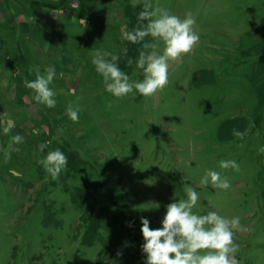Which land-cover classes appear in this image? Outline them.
<instances>
[{
	"label": "rangeland",
	"instance_id": "rangeland-1",
	"mask_svg": "<svg viewBox=\"0 0 264 264\" xmlns=\"http://www.w3.org/2000/svg\"><path fill=\"white\" fill-rule=\"evenodd\" d=\"M151 2L182 17L191 11L200 42L170 62L169 84L155 97L134 90L118 99L105 91L92 59L97 50L119 54L121 70L143 79L135 63L127 65L141 45L121 31L137 26L141 7L132 0H0V264H144L141 219L161 227L166 206L185 199L186 186L199 193L200 214L239 216L249 231L236 234L237 258L264 264V0ZM49 66L54 108L24 86ZM69 104H79L78 122L66 115ZM17 134L24 143L9 148ZM56 149L68 165L52 179L37 160ZM221 160H235L240 171L221 170ZM209 169L231 188L201 186ZM84 188L95 199L89 208L107 207L106 225L114 228L100 232L101 242L124 240L109 251L101 253L98 242L81 246L90 214L74 207L72 193L80 197Z\"/></svg>",
	"mask_w": 264,
	"mask_h": 264
},
{
	"label": "clouds",
	"instance_id": "clouds-1",
	"mask_svg": "<svg viewBox=\"0 0 264 264\" xmlns=\"http://www.w3.org/2000/svg\"><path fill=\"white\" fill-rule=\"evenodd\" d=\"M132 7H141L137 16V26L131 31L122 29V39L140 44L138 58L127 59V65L133 63L137 69L142 70V80H132L129 75L121 70L119 54L97 50L92 59L95 71L102 77L105 91L115 98H123L135 90L144 98H153L162 92L169 84L170 62L179 61L187 55L200 42V35L196 30V18L191 11L184 16L170 12L168 9L156 6L151 0H132ZM146 22V23H145ZM81 23L85 24L84 20ZM151 38L147 41L146 38ZM163 44L162 53H158L159 44ZM126 55V50H125ZM56 79L55 68L49 66L44 74L37 69L34 80L24 81V86L35 93L34 100L49 108L56 106L55 92L50 87ZM79 104H69L66 115L73 122H78ZM6 115V114H5ZM13 124L8 121V126L3 129L5 134L11 131ZM245 132L233 129L232 135L243 139ZM24 143V137L17 134L10 138V145ZM47 143L38 145V151L44 152ZM243 147V145H240ZM19 151L18 148L12 149ZM264 152V147L259 149ZM7 156L8 153L6 152ZM44 171L57 179L68 165V157L59 149L49 151L43 158L38 159ZM221 170L240 171V166L235 160H221ZM201 186H209L227 191L231 188L228 178L221 171L209 169L200 180ZM185 199H174L166 206L161 227L151 228L147 218L141 219V234L143 244L142 253L145 256L144 264H241L237 258L240 245L236 243V234L249 231L241 224L239 216H223L216 211L200 214L195 211L199 200V193L191 186H186ZM133 222L129 223L131 227ZM117 251V256H122Z\"/></svg>",
	"mask_w": 264,
	"mask_h": 264
},
{
	"label": "trees",
	"instance_id": "trees-1",
	"mask_svg": "<svg viewBox=\"0 0 264 264\" xmlns=\"http://www.w3.org/2000/svg\"><path fill=\"white\" fill-rule=\"evenodd\" d=\"M87 191L88 189L84 188L80 193V197H79V194L72 193V203L74 207L77 210H80L81 208L86 206L88 207L87 214L88 213L90 214V218L86 222V228L81 238V246L90 247L98 242L102 248L100 251L101 253L103 252L104 249L105 251H109L111 250L112 246L113 247L118 246L119 244H122L124 240L121 237L116 238L115 236H110L107 240H105L104 244L101 242L100 232L104 228H107L109 232H113L114 228L106 225V221L108 220V217H109V214L106 213V211L108 210L107 207L105 208L99 207L97 209L93 207L89 208L92 204V200L95 202V199L94 197H92V195H89L88 193H86ZM112 241L114 242V244L110 243ZM130 263L131 262H129L128 264ZM119 264H123V262Z\"/></svg>",
	"mask_w": 264,
	"mask_h": 264
}]
</instances>
